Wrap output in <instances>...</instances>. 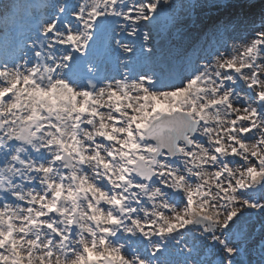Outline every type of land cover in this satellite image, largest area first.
I'll return each mask as SVG.
<instances>
[{
  "label": "snow or ice",
  "instance_id": "6c2138e0",
  "mask_svg": "<svg viewBox=\"0 0 264 264\" xmlns=\"http://www.w3.org/2000/svg\"><path fill=\"white\" fill-rule=\"evenodd\" d=\"M196 7L0 0V264H264V0Z\"/></svg>",
  "mask_w": 264,
  "mask_h": 264
},
{
  "label": "rangeland",
  "instance_id": "374dc122",
  "mask_svg": "<svg viewBox=\"0 0 264 264\" xmlns=\"http://www.w3.org/2000/svg\"><path fill=\"white\" fill-rule=\"evenodd\" d=\"M194 2L197 7L192 9L190 13H181V24L184 27L195 25H206L218 17L217 14L226 12L223 17L228 14L227 5L233 0H178V3L187 4ZM258 22V21H257Z\"/></svg>",
  "mask_w": 264,
  "mask_h": 264
},
{
  "label": "bare ground",
  "instance_id": "6f19581e",
  "mask_svg": "<svg viewBox=\"0 0 264 264\" xmlns=\"http://www.w3.org/2000/svg\"><path fill=\"white\" fill-rule=\"evenodd\" d=\"M225 13H226V12H222V13H220V14H217L218 17H216L215 19H217V18H223V15H225Z\"/></svg>",
  "mask_w": 264,
  "mask_h": 264
}]
</instances>
